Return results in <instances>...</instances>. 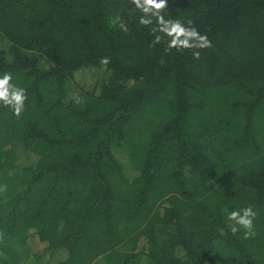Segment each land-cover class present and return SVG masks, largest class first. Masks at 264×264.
<instances>
[{"label": "trees", "instance_id": "1", "mask_svg": "<svg viewBox=\"0 0 264 264\" xmlns=\"http://www.w3.org/2000/svg\"><path fill=\"white\" fill-rule=\"evenodd\" d=\"M141 15L0 0V75L28 94L19 117L0 106L1 262L264 264V0H168L212 41L199 59ZM249 205L245 239L228 216Z\"/></svg>", "mask_w": 264, "mask_h": 264}, {"label": "clouds", "instance_id": "2", "mask_svg": "<svg viewBox=\"0 0 264 264\" xmlns=\"http://www.w3.org/2000/svg\"><path fill=\"white\" fill-rule=\"evenodd\" d=\"M132 4L142 13L139 23L145 26L152 25L153 19L156 18V27L151 29L152 34L162 33L164 36L170 37L167 48L170 50L176 48L178 51L190 49L194 59L200 58L198 49L212 47V41L207 33L201 34L198 29L193 26L191 20L187 26L179 19H165L162 15L163 11L168 7V0H131ZM119 19V18H117ZM119 27L127 32L126 24L121 21ZM163 37L155 35L152 45L160 43ZM110 57H101L100 63L107 65ZM28 99L27 90L13 83V75L11 72H4L0 75V106L10 108L14 115L20 116L24 110L25 101ZM75 103H81L79 96L74 97ZM7 190V185H0V193ZM258 213L254 211L251 205L244 207L242 210H233L229 213L228 219L235 221L230 231L235 234L240 228H243L244 238L250 239L256 235L254 221ZM2 239V234H0Z\"/></svg>", "mask_w": 264, "mask_h": 264}, {"label": "rangeland", "instance_id": "3", "mask_svg": "<svg viewBox=\"0 0 264 264\" xmlns=\"http://www.w3.org/2000/svg\"><path fill=\"white\" fill-rule=\"evenodd\" d=\"M90 87H92V86H90ZM20 151H22V150H20ZM115 154L118 156V158L121 161H123L125 163V165H126V167H127V169L129 171L133 170L132 167H131L132 164L129 162V159H128V155H127V151L126 150L117 148L115 150ZM24 160H25V155H24L23 152L20 155L19 154L17 155V162L24 163ZM127 173L130 175V172H127ZM58 255H60V253ZM52 258H53V256H48V257L44 258V260L42 262L48 263V260H50ZM50 264H51V262H50ZM94 264H108V263H107V261H106V259L104 257H102V258L100 257L99 261L95 262Z\"/></svg>", "mask_w": 264, "mask_h": 264}, {"label": "built area", "instance_id": "4", "mask_svg": "<svg viewBox=\"0 0 264 264\" xmlns=\"http://www.w3.org/2000/svg\"><path fill=\"white\" fill-rule=\"evenodd\" d=\"M0 264H5V263H3V262L0 261Z\"/></svg>", "mask_w": 264, "mask_h": 264}]
</instances>
